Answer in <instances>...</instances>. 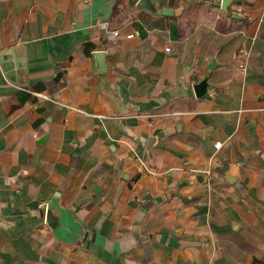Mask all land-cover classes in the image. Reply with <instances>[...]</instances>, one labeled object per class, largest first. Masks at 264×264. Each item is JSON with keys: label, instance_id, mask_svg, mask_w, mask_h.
<instances>
[{"label": "crops", "instance_id": "obj_1", "mask_svg": "<svg viewBox=\"0 0 264 264\" xmlns=\"http://www.w3.org/2000/svg\"><path fill=\"white\" fill-rule=\"evenodd\" d=\"M138 1L0 0V264H264V0Z\"/></svg>", "mask_w": 264, "mask_h": 264}, {"label": "water", "instance_id": "obj_2", "mask_svg": "<svg viewBox=\"0 0 264 264\" xmlns=\"http://www.w3.org/2000/svg\"><path fill=\"white\" fill-rule=\"evenodd\" d=\"M229 0H223L222 2V9L224 11H226V5L228 3ZM137 7L148 10L152 13H158V11L155 9L154 5L149 1V0H139L137 3ZM166 10H161L162 14H166ZM95 56L98 58L99 62H98V73L100 75H104L105 73V62L102 59L103 55L101 52L95 54ZM207 80H203L200 84H198L195 88L196 91V95H202L204 92L205 87L207 86ZM46 212H45V223H47L51 228L54 227V225L56 224V218H55V214L52 210V208H49V205H46Z\"/></svg>", "mask_w": 264, "mask_h": 264}, {"label": "built area", "instance_id": "obj_3", "mask_svg": "<svg viewBox=\"0 0 264 264\" xmlns=\"http://www.w3.org/2000/svg\"><path fill=\"white\" fill-rule=\"evenodd\" d=\"M89 0H85V2H88ZM264 21V15L259 19V22H263ZM113 36H118V32H112ZM166 51H169V48H166ZM238 70L240 72V74L245 75L246 74V64L245 62H241L238 66Z\"/></svg>", "mask_w": 264, "mask_h": 264}]
</instances>
